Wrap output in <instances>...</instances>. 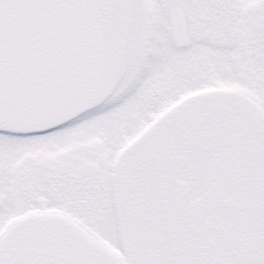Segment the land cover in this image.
<instances>
[{
    "label": "snow or ice",
    "instance_id": "6c2138e0",
    "mask_svg": "<svg viewBox=\"0 0 264 264\" xmlns=\"http://www.w3.org/2000/svg\"><path fill=\"white\" fill-rule=\"evenodd\" d=\"M0 264H264V0H0Z\"/></svg>",
    "mask_w": 264,
    "mask_h": 264
}]
</instances>
